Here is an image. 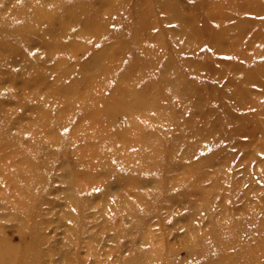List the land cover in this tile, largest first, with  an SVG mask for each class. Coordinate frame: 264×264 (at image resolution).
Listing matches in <instances>:
<instances>
[{"label": "rangeland", "instance_id": "rangeland-1", "mask_svg": "<svg viewBox=\"0 0 264 264\" xmlns=\"http://www.w3.org/2000/svg\"><path fill=\"white\" fill-rule=\"evenodd\" d=\"M0 264H264V0H0Z\"/></svg>", "mask_w": 264, "mask_h": 264}]
</instances>
